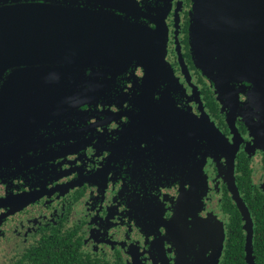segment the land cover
<instances>
[{
  "label": "flooded vegetation",
  "instance_id": "obj_1",
  "mask_svg": "<svg viewBox=\"0 0 264 264\" xmlns=\"http://www.w3.org/2000/svg\"><path fill=\"white\" fill-rule=\"evenodd\" d=\"M193 4L0 0V10L20 12L21 28H48L19 51L3 52L1 33V59L35 62L4 71L0 92L18 69L57 74L47 92L76 106L33 129L31 152L10 142L18 149L1 167L0 264H264L261 72L246 70L219 93V78L193 58ZM62 12L112 20L129 42L155 37L166 68L150 77L136 59L122 70L40 64L81 49H56L50 28ZM23 154L32 158L19 161Z\"/></svg>",
  "mask_w": 264,
  "mask_h": 264
},
{
  "label": "water",
  "instance_id": "obj_2",
  "mask_svg": "<svg viewBox=\"0 0 264 264\" xmlns=\"http://www.w3.org/2000/svg\"><path fill=\"white\" fill-rule=\"evenodd\" d=\"M19 16L20 12L16 9L0 10V24L3 23L2 27L0 26V37L3 32V52L12 49L19 51L25 37L37 40V31H46L47 36L46 23L44 28L23 29L19 25ZM54 23L55 26L50 28V31L54 32L55 47L62 50L63 56L64 52L68 51L67 48H72V53L78 48L81 49L75 52L71 59H65L68 56L54 60L42 59V65L52 61L65 63L69 72L101 65L122 70L132 59H136L151 71L148 73L150 77H153V71L156 69L166 68L165 43L158 42L155 37L154 41L149 43L141 39L138 42H129V34H123V28H118L112 20H104L91 13H56ZM152 35L156 36L154 33ZM191 45L196 66L207 76L219 78L216 82L219 93H223V84L227 80L235 77L239 80L246 70L255 67L260 70L262 79L258 94L264 96V0H194ZM253 52L257 55L252 56ZM1 60L3 67L0 66V80L7 69L35 62L16 57L0 58ZM26 71V74L23 69L13 71L3 81L0 92V117H3L0 176L1 167L17 158L15 154L18 147L10 144L15 137L19 138L23 147L26 145L29 153L36 148L28 138V135L34 133L33 129L38 125L46 126L53 118L76 107L68 104L64 93L47 92V87L62 77L57 74L50 77L33 75L32 70ZM40 145L42 146V143ZM25 156L20 155L19 161L24 160L25 163L32 158V154ZM248 237L250 245V233ZM250 264L254 262L250 261Z\"/></svg>",
  "mask_w": 264,
  "mask_h": 264
}]
</instances>
